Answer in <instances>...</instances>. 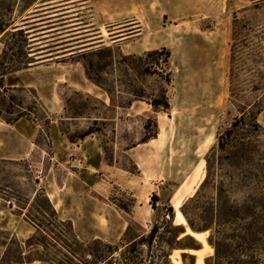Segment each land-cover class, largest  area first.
Returning <instances> with one entry per match:
<instances>
[{
	"label": "rangeland",
	"instance_id": "rangeland-1",
	"mask_svg": "<svg viewBox=\"0 0 264 264\" xmlns=\"http://www.w3.org/2000/svg\"><path fill=\"white\" fill-rule=\"evenodd\" d=\"M34 1L0 0V14H4L5 21H18L27 14L35 4ZM81 1H75L71 8L78 9L77 4ZM227 1L229 4L223 14L201 21L199 27L186 22L179 27L169 26L165 30L162 29L160 20L157 29L148 28L143 38L124 44V48L130 51L127 54H122L119 46L111 41L134 34L139 23L132 18L122 20L103 32V46L89 51H81L84 47H78L79 52L71 59L92 64L89 68L91 76L110 92L113 102L110 107L103 108L96 100L85 101L84 98L63 90L65 98L83 114V117H77L73 111H69L68 114L61 115L64 117L63 127L71 135H78L91 126L92 119L105 118L102 121L104 125L97 122L94 128L101 130L104 157L120 169H132L134 164L120 152L121 149H127L136 143L145 148L141 155L144 186H149L148 179L155 176H162L163 183L152 194L156 196L154 209L150 205L151 196L148 200V209L153 210L154 217L144 230L143 237L146 239L155 226L154 241L149 242L147 239L144 245L130 244V241L142 233L135 223L128 226L126 233L127 228L124 230L117 243L80 241L70 229L69 222L57 219L58 223H55L46 215L44 217L51 225L43 227L44 232L35 231L24 239V215L37 217L44 224L47 223L40 217V213L47 211L42 181L45 173L49 169L59 177L63 173L62 169L52 163L48 164L45 140L38 136L35 139L38 145H35V150L27 161L0 160V264H28L34 261L43 264H192V260L189 257L183 258L182 253L194 255L197 258L196 264L210 263L214 250L206 241L209 233L192 232L180 207L196 193L207 171L209 182H229L222 177L230 169L227 154L221 153L216 147L217 133L231 126L238 115L237 106H243L244 102L250 104L254 97L261 94L257 93L258 90L264 91V4L254 9L250 0ZM61 8L66 9L64 6ZM80 12L78 16H84L82 20L87 21L89 17L86 9H81ZM59 34L63 33L55 34L54 37L60 36ZM162 47L169 49L171 54L169 85H165L164 76L141 75L134 69L133 63H123L120 58L141 55V49L156 50ZM26 80L29 78L26 77ZM95 87L100 94L108 97L102 89ZM162 88L166 90L170 107L168 113L153 112L149 106L147 112L127 118L116 138L115 120L121 112L129 109L127 104L140 101L144 106L147 99L159 98ZM229 88L240 91V97L229 100ZM131 92L144 98L136 100L129 94ZM15 96L23 97L20 94ZM150 118L156 119L159 134L143 144V138L154 132L153 128L146 132L143 130ZM41 128H45L43 124ZM246 130L247 127H244L242 132L245 138H249ZM261 140L264 141V137ZM116 147L118 151L115 153ZM37 148L42 149L44 154ZM173 192L172 200L181 202L172 208L171 225L168 210ZM106 203L119 209L128 218L135 206L130 194L118 188L112 191ZM195 220L197 222L198 219ZM15 225H18L22 234L19 235L20 241L12 231L4 229ZM172 226L184 227L185 235L198 242L202 250H170L168 244L173 246L175 239ZM191 243L189 240L181 242L182 245ZM242 260H247V257H242Z\"/></svg>",
	"mask_w": 264,
	"mask_h": 264
},
{
	"label": "crops",
	"instance_id": "crops-1",
	"mask_svg": "<svg viewBox=\"0 0 264 264\" xmlns=\"http://www.w3.org/2000/svg\"><path fill=\"white\" fill-rule=\"evenodd\" d=\"M41 1L43 0H35V4L27 13L39 6ZM75 1L77 0L73 2ZM228 4L227 0H82L77 4L78 9H72L71 7L74 5H71L68 8L72 10L63 12H72L69 17H75L72 21H77L71 24L70 30L55 32L50 37H35L31 40V46L41 43L45 44L41 47L54 46L63 40L62 42L72 41L75 45L83 43L75 48L84 47L81 51H89L104 45L103 32L107 31L111 25L132 18L139 23L135 33L111 41L119 46L122 54H127L130 51L124 48V44L143 38L148 28L149 30L157 29L160 20L162 29L165 30H168L169 26L179 27L186 22L199 27L201 21L223 14ZM81 9H86L89 17L87 21L82 20L84 16H78ZM62 28H66V26ZM68 31L72 32L67 34ZM58 33L63 34L54 37ZM3 35L1 34L0 37ZM67 37L69 38L65 39ZM43 38L48 39L40 41ZM55 40L56 42H54ZM1 49L0 42V52ZM139 51L144 53L151 49ZM78 52L56 56L49 54L47 56H51L50 58H44L35 66L5 75L3 85L5 88L33 89L45 109L55 118L63 114L64 105L61 98L63 88L90 95L109 105V98L100 94L99 89L86 79L82 64L71 60ZM26 77L29 80H26ZM142 104L143 102L135 101L129 109L117 116L114 125L116 138L120 135L123 122L127 118L139 116L149 110V105L144 104L143 106ZM122 115L124 116L122 117ZM257 121L264 129V110L258 115ZM39 129V125L25 118H21L13 124L0 121V160L27 161L35 150V139ZM49 139L51 163L62 169L63 173L59 177L55 171L49 169L42 180L43 193L53 207L56 218L69 222L73 234L80 241L99 240L112 243L119 241L124 230L128 227V216H124L119 209L106 203L115 188L128 192L134 200L135 206L129 218L143 230L151 224L154 213L152 209H148V200L163 183L161 182L162 176H155L148 179L149 186H144L145 174L141 167V155L145 148L141 144L136 143L127 149L120 150L138 168L139 175H132L124 169L105 162L102 140L98 134L85 137L78 144H71L60 133L55 119L49 124ZM39 150L44 154L42 149ZM117 151L118 148H114V152ZM174 192L169 199L171 208L181 202V200H172ZM22 221L27 226H23L26 235L24 239H26L36 230L25 220ZM4 229L12 231L15 237L19 241L21 240L19 235L22 234L18 225ZM196 260L197 258H195V264ZM28 264L43 263L34 261Z\"/></svg>",
	"mask_w": 264,
	"mask_h": 264
},
{
	"label": "trees",
	"instance_id": "trees-1",
	"mask_svg": "<svg viewBox=\"0 0 264 264\" xmlns=\"http://www.w3.org/2000/svg\"><path fill=\"white\" fill-rule=\"evenodd\" d=\"M73 1L43 0L39 3V6L33 8L30 13L20 17L18 21L14 19L5 21L4 14H0V35L4 34L2 36V49L0 52V121L6 124H13L19 119L25 118L39 125L40 129L37 137L42 136L45 140L49 165L51 164L49 124L52 120H57L60 133L67 138L69 143L78 144L85 137L92 134L101 136V130L94 128V126L97 125V122H101V125H104L102 121L105 118H94L92 119L91 126H88L86 130L78 135H71L63 127L62 120L64 117L55 118L51 116L33 89L5 88L3 78L7 74L35 66L37 62L42 61L44 58H50L52 55H64L79 51L75 47L83 43L75 45L72 41L62 42L63 40H60V44L54 46L41 47L45 45L44 43L31 46V40L35 37H50L55 32L70 30L72 28L71 24L77 22L72 21L75 17H69L72 15V12L60 16L59 14L70 11L68 7L75 3ZM250 1L254 9H258L260 5L264 4V0ZM62 6L66 9L63 10ZM233 20L235 21L236 18L234 17ZM234 21L233 25L235 24ZM64 26L66 28H62ZM71 32L68 31L66 33L70 34ZM44 39L48 38L40 39V41H44ZM49 54L51 56H47ZM82 58L84 60V55H82ZM120 58L123 63L128 61L129 65L130 62L133 63L132 66H134V69L139 74L158 76L160 78L164 76L165 85L170 84L171 54L169 49L162 47L144 52L141 55L120 56ZM80 63L83 66L86 79L108 95L109 105L81 92L64 88L63 90L70 91L74 95L84 98L85 101L96 100L103 108L110 107L113 99L110 96V92L102 88L98 84V81L91 76L89 68L92 64L89 62ZM63 90L61 93L64 105L62 115L73 111L77 117H83V114L79 113L74 104L65 98ZM160 92L161 96L159 98H149L146 103L151 107L153 112L162 111L168 113L170 107L166 98V90L162 88ZM228 93L229 100H236L240 97V91L229 88ZM257 93L261 94L254 97L250 104L244 102L243 106H237L238 115L234 118L231 126L217 133L216 136V147L221 153L227 154L226 159L229 161L228 167L230 170H226L222 174V177L227 178L229 182H209L207 171L196 193L180 207V212L192 232L209 233L206 241L214 250V255L209 264H264V141L261 140L264 137V130L257 122L258 115L264 110V91L258 90ZM16 94L23 95V97L16 98ZM129 94L137 98L136 100L144 98L132 92ZM127 105V107H130L131 103ZM119 107L126 108L125 106ZM41 123L45 128H41ZM244 127H247L250 135L249 138L244 137L242 132L244 131ZM149 128L154 129L153 134L143 138L141 143H146L157 136L158 126L155 118H150L144 124L143 130L145 132ZM35 145H38L36 140ZM102 150L104 154L105 150L103 146ZM104 159L106 163L111 165L105 157ZM124 170L132 175H139L138 168L134 164L132 169ZM44 199L47 211L40 213V217L47 222L46 224L37 217L24 215V219L35 228L36 232H44L43 227L48 228V225H51L44 215L48 216L50 221L58 223L53 207L45 196ZM150 200V205L154 209L156 196L151 195ZM168 211L172 225L173 210L170 207ZM191 211L194 214H191ZM20 215L22 214L20 213ZM196 218L198 219L197 222ZM127 222L128 226L132 223L134 224L130 218L127 219ZM69 226L71 229L70 223ZM138 228L142 230V233L130 241V244L144 245L145 242L147 243V239L149 242L154 241L156 238L155 226L152 227L146 239L143 237L144 230L139 226ZM172 230L174 231L175 239L173 246L168 244L170 250L197 251L201 249V245L198 242L191 236L185 235L184 227L172 226ZM127 231L128 227L125 233ZM181 236L183 237L178 240ZM185 240H189L192 243L190 245H182L181 242ZM16 245L21 249L17 242ZM182 257H189L192 260V264H195L194 256L182 253ZM242 257H247V260H242ZM54 264L60 263L55 262Z\"/></svg>",
	"mask_w": 264,
	"mask_h": 264
},
{
	"label": "bare ground",
	"instance_id": "bare-ground-1",
	"mask_svg": "<svg viewBox=\"0 0 264 264\" xmlns=\"http://www.w3.org/2000/svg\"><path fill=\"white\" fill-rule=\"evenodd\" d=\"M246 4V3H245Z\"/></svg>",
	"mask_w": 264,
	"mask_h": 264
}]
</instances>
